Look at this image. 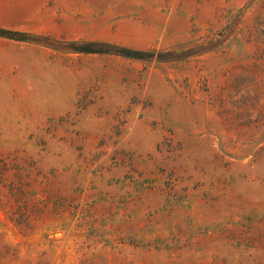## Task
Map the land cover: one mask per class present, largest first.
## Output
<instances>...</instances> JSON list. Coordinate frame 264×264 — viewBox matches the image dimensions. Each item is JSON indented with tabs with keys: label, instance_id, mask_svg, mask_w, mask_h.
Returning <instances> with one entry per match:
<instances>
[{
	"label": "rangeland",
	"instance_id": "374dc122",
	"mask_svg": "<svg viewBox=\"0 0 264 264\" xmlns=\"http://www.w3.org/2000/svg\"><path fill=\"white\" fill-rule=\"evenodd\" d=\"M0 264H264V0H0Z\"/></svg>",
	"mask_w": 264,
	"mask_h": 264
}]
</instances>
